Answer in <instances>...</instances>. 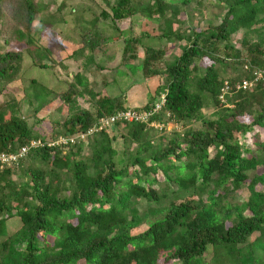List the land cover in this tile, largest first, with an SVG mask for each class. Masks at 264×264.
Returning <instances> with one entry per match:
<instances>
[{"label": "trees", "instance_id": "1", "mask_svg": "<svg viewBox=\"0 0 264 264\" xmlns=\"http://www.w3.org/2000/svg\"><path fill=\"white\" fill-rule=\"evenodd\" d=\"M57 1L0 0V94L23 79L29 59L36 67H54L55 61L46 63L51 49L39 45L45 26L34 22ZM62 1L49 15L52 24L64 23ZM82 1L84 7L71 9L81 31L71 34L78 48L67 57L82 70L72 73L56 61L57 72L69 78L64 90L46 88L45 97L51 98L35 107L39 98L25 95L33 108L23 116V99L11 94L4 103L9 117L0 109V152L15 154L31 141L45 143L12 165L0 164V264H264V172H257L264 166L258 134L264 130V0H100L106 10L89 9L91 25L79 11L88 10ZM193 2L203 8L198 10L206 28H198L201 21L178 20L181 6ZM208 6L217 8L209 20L203 16ZM108 19L119 35L114 39L123 34L119 23L128 20L135 27L147 20L160 30L159 40L180 43V55L165 67V87L155 93L165 95L163 111L150 119L183 128L171 129L166 144L160 137L165 129L144 123L94 128L101 118L131 109L121 97L101 98L85 74L111 40L101 22ZM130 41L138 42L125 40ZM164 55L161 49L145 50L147 76L160 75L150 64ZM204 58L211 64L204 65ZM243 81L251 85L237 88ZM159 95L136 110L151 111ZM79 99L87 107L80 108ZM54 102L57 118L41 117ZM207 107L209 117L203 113ZM46 122L52 130L44 128ZM110 131L119 132L122 150L113 147L116 135ZM83 135L85 141H78ZM72 137V144L47 146ZM85 146L89 156L82 155ZM241 188L249 195L235 204L231 200ZM13 219L20 226L9 232Z\"/></svg>", "mask_w": 264, "mask_h": 264}, {"label": "rangeland", "instance_id": "2", "mask_svg": "<svg viewBox=\"0 0 264 264\" xmlns=\"http://www.w3.org/2000/svg\"><path fill=\"white\" fill-rule=\"evenodd\" d=\"M60 0L55 2V4H51L47 6L46 9H43L42 13H40V16H37L34 22V26H45L44 32L39 35V45H42L44 47L50 48V60L49 62L46 61L47 64L53 65L54 61V67H49L48 69H43L40 67L33 66L31 64V60L29 59L27 63H25V66L22 71L21 77L23 78L20 81L11 83L6 91L4 93L0 94V104L5 103V101L9 100L11 94L13 97L17 98L18 100L23 99L22 103L19 105L21 115L23 116L26 111H29L30 108H33L35 106H38L43 104L45 100L50 99L51 97H45L46 96V88L59 91L65 89L67 83L69 82V78L66 73L62 72L60 70V73L57 72V68H60L61 65H56V61L64 62V65H68L70 68V72L74 73L77 70H82L80 67V63L76 64L75 62L71 61L67 57L71 53V51L78 48V44L72 42V33L74 32H80L81 29L78 28L79 20L77 19L76 13H72L71 9L76 6H83L84 2L82 0H64L60 4L61 7L59 8L60 14L63 16L64 23H53L49 22V15L54 11V9L57 8V4ZM111 1V0H110ZM180 0H175V3H178ZM207 3H205L206 5ZM85 6L88 8V10H85L83 8L79 9L82 10L83 15L86 18H89L90 25L92 24V21H94V16L91 15V12H89V9L95 12V14L99 13L100 9L106 10V5L103 4L100 0L96 1H90L87 0L85 3ZM207 6V5H206ZM222 7L218 5V9H221ZM202 10L203 8H199L196 4L191 3L190 7L181 6V11L179 14L178 20H180L182 23L184 21H190L193 24H197L199 21L198 28L203 29L206 28V24L204 23V19L200 18L199 10ZM217 10V8H210V6L207 7L206 10H204V18L210 19L211 13L213 11ZM188 15V16H187ZM147 24L143 23L141 26H135L130 27V22L128 20L123 21L119 23L118 27L122 30L123 34L122 37H118L119 39H114L118 33L114 32L112 30V26L109 25L110 19L102 22V25L105 27V33L107 35H111V40L104 46L99 48L98 53L93 58V66H90L88 71L85 73L87 77V81L90 85H92L96 92L100 94V97L105 98H116L119 99L121 97V100L124 107L131 108V109H139L142 106H144L150 99L151 96H157L155 95L158 90H162L165 87V79L166 75L165 67L167 64L172 63L175 61L178 56L180 55V43L176 44H170L166 42L164 39L159 40L158 35L160 34V30L158 27L150 22L147 21ZM144 21V22H145ZM112 24V23H111ZM174 29H179V24L173 25ZM182 29V28H180ZM144 34V35H143ZM119 36V35H118ZM113 37V39H112ZM127 39H136L138 42L136 43H126L125 40ZM232 42L236 43L234 37L232 38ZM130 47L128 52H124V48L126 46ZM21 47L24 48V45H21ZM147 48H150L151 50H164L165 55L164 58L159 62H151L150 69L151 70H158L160 75H149L147 76L144 73L143 67L145 66L143 63L145 50ZM48 51V50H47ZM34 56L37 58V55L34 54ZM52 59V60H51ZM53 61V62H52ZM204 65H210L211 61L207 58H204L203 60ZM79 65V67H78ZM163 72V73H162ZM35 80V83H31V80ZM31 84V86H30ZM69 85V84H68ZM30 86L29 92L31 94L26 93L27 87ZM34 97L39 98L33 105V107H30L28 103L24 101L25 97ZM46 98V99H45ZM45 99V100H44ZM78 104H80V108L87 107V103L83 100L78 101ZM30 107V108H29ZM54 107H56V102H54L52 105L47 106L42 109L40 112V116L44 117L46 116V120H54L57 118L58 114L53 110ZM53 108V109H52ZM2 112L4 113V118L9 117V111L7 107L4 105V107H0ZM204 114H206L208 117L210 116V110L209 107L204 109ZM66 117V111L63 110L61 112V119H64ZM35 118H32V120H29L30 123L34 122ZM199 123H193V127H197ZM44 128L47 129V131H50L53 129L52 125L48 124V122L44 123ZM166 128L162 133H165L161 135L160 137L164 139L162 140V143H167V137L170 135V130L176 128L178 131H182V127L179 124H174V122H170L169 124H165ZM170 126V127H169ZM170 129H168V128ZM158 130V129H157ZM160 131V130H158ZM259 139L261 141L264 140V130H259ZM88 135L91 136V131L88 133ZM116 135V140L113 142V147L117 149L118 151L123 149L122 140L120 139L119 132L110 131V136ZM87 135L84 136V139H78V141H85ZM60 139V138H59ZM57 139V140H59ZM258 139V140H259ZM55 140V141H57ZM248 145H251L252 140L247 139ZM259 140V141H260ZM252 150L255 149V146L253 145ZM83 156H89L90 155V149L85 146L84 150L82 151ZM248 156V155H246ZM258 173L264 172V166L258 167L257 169ZM159 180H162V176H159ZM23 180H20L19 182H22ZM258 190H261L260 187H257ZM249 195V192L246 188H241L237 192L234 193V199L231 200L235 204H243L246 202L247 197ZM9 232H14L17 230L20 226V223L17 219H13L9 223H7ZM144 226H141L138 228V230H142ZM257 236H259L258 233L254 234L252 237L249 238L250 241L254 240ZM209 260V259H207Z\"/></svg>", "mask_w": 264, "mask_h": 264}, {"label": "built area", "instance_id": "3", "mask_svg": "<svg viewBox=\"0 0 264 264\" xmlns=\"http://www.w3.org/2000/svg\"><path fill=\"white\" fill-rule=\"evenodd\" d=\"M244 68L246 69V67H244ZM255 75L257 78H260L262 73H261V71H257L255 73ZM250 85L251 84L248 81H243V83L241 85H239L237 88L241 87V88L245 89ZM222 98H223V96H221V99ZM164 102H165V98H164V95H162L160 97V101H158L154 105V107L152 108L151 111H141V110L138 111V110H134V109H128L127 111L117 112L115 115H112L110 117L101 118L98 122H96L94 128H96V130H98V131H101L103 128L110 125V123L112 124L116 121H120V123H125V122L144 123V124H147L149 127H153L155 129H158L161 131V130L165 129L166 126L160 122H157V123L150 122V119L154 114H158L161 112L162 108L164 107ZM94 128H92V130H94ZM168 129H170V128H168ZM92 130H91V132H92ZM81 137L83 138L84 135ZM75 139H76L75 137H72L70 139L60 138L57 141L48 143L47 146H49V147L66 146L68 143L72 144L75 141ZM43 145H45V143L40 141V140L31 141L28 146L21 148L15 154L14 153L0 152V164L1 165H12L17 160V158L24 156L28 152V150H30L31 148H38V147L43 146Z\"/></svg>", "mask_w": 264, "mask_h": 264}, {"label": "clouds", "instance_id": "4", "mask_svg": "<svg viewBox=\"0 0 264 264\" xmlns=\"http://www.w3.org/2000/svg\"><path fill=\"white\" fill-rule=\"evenodd\" d=\"M162 95H164V93H161L159 96L161 97ZM164 98H165V95H164ZM156 104V103H155ZM134 110H136V109H134ZM163 111V108H162V110H161V112ZM153 128V127H152ZM155 129V128H154Z\"/></svg>", "mask_w": 264, "mask_h": 264}]
</instances>
